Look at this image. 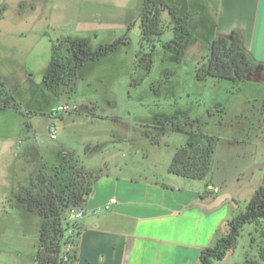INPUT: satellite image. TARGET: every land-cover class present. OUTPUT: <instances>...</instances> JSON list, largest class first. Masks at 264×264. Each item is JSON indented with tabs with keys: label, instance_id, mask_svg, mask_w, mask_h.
Returning a JSON list of instances; mask_svg holds the SVG:
<instances>
[{
	"label": "rangeland",
	"instance_id": "obj_1",
	"mask_svg": "<svg viewBox=\"0 0 264 264\" xmlns=\"http://www.w3.org/2000/svg\"><path fill=\"white\" fill-rule=\"evenodd\" d=\"M52 8L53 0H0V78L21 111L0 110V170L10 164L22 180L72 156L86 169L115 163L124 173H137L139 166L159 173L189 140L212 149L209 172L201 180L221 190L252 165L264 164L263 86L199 78L203 54L175 48V40H185L181 17L162 11L159 34L146 43L138 9L115 7V42L127 36L129 43H118L115 54L84 63L66 95L49 89L44 75L52 42L59 38L53 30L67 32L82 14L71 6L64 19L62 10L55 13ZM53 15L56 23L51 27ZM104 33L91 37V53ZM66 102L77 110L57 112ZM51 126L55 138L50 137ZM5 176L0 171V185ZM263 184L261 167L234 186L230 192L236 205L228 201L233 213L244 211ZM40 221L37 211L27 210L12 192L0 197V225L7 229L0 234V264H34ZM258 244H264V219L245 224L234 248L214 264H243L246 257L264 264Z\"/></svg>",
	"mask_w": 264,
	"mask_h": 264
},
{
	"label": "crops",
	"instance_id": "obj_2",
	"mask_svg": "<svg viewBox=\"0 0 264 264\" xmlns=\"http://www.w3.org/2000/svg\"><path fill=\"white\" fill-rule=\"evenodd\" d=\"M162 1L185 22L189 41L185 50L192 48L198 55L202 53L198 63L206 61L209 42L237 33L254 65L247 83L264 88V0ZM71 6L82 14L78 24L67 32L53 31L58 40H85L90 50L91 37L98 38V31L106 32L99 38L98 48L115 42V7L136 8L138 15L142 0H53L52 9L55 13L62 10L59 14L65 19ZM54 16L51 27L56 23ZM119 39L120 46L129 43L127 36ZM112 54L115 48L104 58ZM145 154L149 156L147 151ZM168 164L163 172L150 174L144 166H139L142 171L137 173H124L122 166L115 163L88 169L99 175L83 204L86 212L78 219L81 234L73 264H199L201 250L215 244L236 214L228 201L212 209L200 205L199 202L207 203L214 197L206 192L209 181L171 174ZM0 171L1 175L6 174L0 197H9L20 182L33 175L27 173L21 180L10 164ZM110 199L115 202L109 209L94 212ZM6 231L0 225V234Z\"/></svg>",
	"mask_w": 264,
	"mask_h": 264
},
{
	"label": "trees",
	"instance_id": "obj_3",
	"mask_svg": "<svg viewBox=\"0 0 264 264\" xmlns=\"http://www.w3.org/2000/svg\"><path fill=\"white\" fill-rule=\"evenodd\" d=\"M164 10L174 16L162 0H142L139 20L140 36L144 42L149 43L159 34V17ZM186 31L184 22L181 32L185 35V40L179 37L174 41L178 52L185 50L189 43ZM52 43L50 66L44 75V82L54 92L66 95L72 93L77 72L84 63L104 58L118 44L114 42L102 45L91 53L83 39L64 38ZM141 53L139 51L136 57ZM253 71L254 65L243 49L237 33L217 37L209 42L207 59L197 67L199 78L210 76L231 81L235 85L246 83ZM261 107L264 122V98ZM4 108L21 112L19 103L0 79V109ZM211 154L212 149L208 145L189 140L176 148L167 171L189 179H205L209 172ZM98 175V172L86 169L77 158L70 156L50 169L44 166L13 190L14 199L27 210L37 211L41 218L34 264L74 263L81 226L78 219L71 217V213L72 210L83 208ZM260 219H264V184L255 189L244 211L227 222V230L217 238L215 244L201 250L199 264H214L215 260L225 258L234 248L242 227L258 223ZM251 241L256 243V238L252 236ZM258 246L259 260L264 261V244ZM66 247L69 249L66 250ZM243 264H258V260L246 257Z\"/></svg>",
	"mask_w": 264,
	"mask_h": 264
},
{
	"label": "water",
	"instance_id": "obj_4",
	"mask_svg": "<svg viewBox=\"0 0 264 264\" xmlns=\"http://www.w3.org/2000/svg\"><path fill=\"white\" fill-rule=\"evenodd\" d=\"M58 41V39L56 40ZM261 167H264V164H254L252 165L251 167H249L247 169V171H245L239 178H237L235 181H232L230 183H228L225 188L223 189L222 192H220L219 194L215 195L213 197V199L210 201V202H199L200 205H202L203 207L207 208V209H212V208H215L217 206H219L220 204H222L223 202L225 201H229V202H232L236 205L232 195H231V189L234 187V186H237V185H240L244 182H246L254 169L256 168H261Z\"/></svg>",
	"mask_w": 264,
	"mask_h": 264
},
{
	"label": "built area",
	"instance_id": "obj_5",
	"mask_svg": "<svg viewBox=\"0 0 264 264\" xmlns=\"http://www.w3.org/2000/svg\"><path fill=\"white\" fill-rule=\"evenodd\" d=\"M77 108L74 104H71V103H64V104H61L59 105L57 108H56V111L57 112H61V113H66V112H71V111H76ZM49 133H50V137L51 138H55V128L53 126L49 127ZM206 191L208 193H210L211 195H217L221 192V189L217 186H214L210 183H208L206 185ZM115 200L114 199H110L106 204H104L103 206L101 207H98L96 209H94V212H98L100 211L101 209H109L110 208V205L112 203H114ZM86 212V210L84 208H80V209H76V210H72V213H71V217L75 218V219H79L84 213ZM70 231H68L69 233ZM69 247H66V250H68ZM64 259H66V257H64Z\"/></svg>",
	"mask_w": 264,
	"mask_h": 264
}]
</instances>
